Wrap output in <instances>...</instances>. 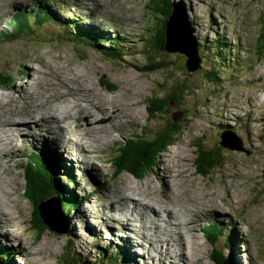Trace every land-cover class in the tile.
Returning a JSON list of instances; mask_svg holds the SVG:
<instances>
[{
    "label": "rangeland",
    "instance_id": "rangeland-1",
    "mask_svg": "<svg viewBox=\"0 0 264 264\" xmlns=\"http://www.w3.org/2000/svg\"><path fill=\"white\" fill-rule=\"evenodd\" d=\"M99 1L104 4L102 10L95 6L94 0H0V114L17 112L18 109L13 106L20 105L22 100L15 89L27 95L32 92L36 98L43 100L47 94L55 97V89L63 91L66 87L75 88L74 83H79L92 88L93 97L98 100V105L91 102L88 107H82L80 99V108L95 111L97 115L93 119L101 116L96 123H91V115L80 117L76 113L66 119L65 124H61V131L44 134L38 140L30 136L26 128L22 130L20 137L27 138L28 142L18 140L21 153L9 163L15 179L8 180L12 182L9 188L13 186L16 191H13L16 203H10L9 206H14L15 210L8 215L4 213V220L2 217L0 219V260L3 264H78V261L88 262L92 257L100 258V252L109 246L108 254L121 253L118 264H177L173 246L170 248L171 256L165 257L166 262L161 260L163 254L159 253L164 252L165 244H162L161 236L149 224L144 231L157 249L153 253L147 248L148 242H142L131 230L109 234L106 208L99 210L103 212L101 218L92 215L91 205L95 208L106 207L112 200H119L129 194L147 198L148 203H172L183 207L189 227L196 226V244L199 243L197 245L200 246L202 260L195 259L189 238L185 237L184 244H187L189 251L185 254L186 260H180L179 264H215L211 259L214 246L206 230L211 223L227 227L235 223L250 237L249 243H241V237L238 236L227 237L229 243L218 233L219 247L224 248V243L228 245L225 249L228 259L224 264H237L233 254L242 256L240 261L245 264H264V59L259 60L258 56L260 16L264 11V0H171L183 3L186 7L199 43L201 67L192 74L186 70L184 74H173L190 82L193 94V97H187L190 115L185 118L180 116L182 128L174 144L160 155L142 177L129 171H122L115 177L118 168L115 158L120 144L127 136H154L171 115L179 113V108L164 110L152 119L148 112V106L154 103L151 95L162 96L164 89L172 82L167 74L170 69L155 72L145 70L150 59L158 57V60H162L168 57L166 55L169 52L164 54L151 47L154 28L158 25L159 33L165 16L155 18V12L148 6L150 0ZM39 7L44 15L46 11L50 12L54 20L37 22V10L33 8ZM123 23L128 26L121 28ZM84 29L97 31L94 33L97 41L92 44L75 41L73 35ZM178 29L181 31L180 26ZM218 40L221 41L220 45L227 43L230 62L217 66L220 68L219 77L211 81L203 73L209 71L210 66L217 68L211 48L220 50V46L216 45ZM175 55L170 53L168 58ZM57 61L62 63L61 68L63 65L69 68L48 71L42 65L54 63L59 66ZM103 83H107L110 88L104 87ZM70 96L72 99L69 100L74 102V97ZM86 100L89 101L88 98ZM24 103L27 105L28 100ZM118 106L124 107L123 111L134 117L124 119ZM81 123L88 127L79 126ZM107 125L110 130H106ZM78 130L84 138L89 136L93 143L98 140L102 146L93 148L95 151H85L88 169L76 175L65 158L73 151L77 157L71 164H74L76 170L81 166L79 156L83 154H77V146L65 140L62 134L68 132L75 137L78 136ZM224 132L225 140L231 137L234 140L232 143H242L243 148L230 150L223 147L220 142ZM57 139L66 141V148L59 154L46 147L47 144L55 147L50 142ZM218 145L225 152L223 163L209 175L200 174L195 162L198 155L196 147L214 150ZM179 146L184 148V159L176 155ZM67 147H71V151ZM32 151L42 152L54 160V173L62 188L60 197L58 195L60 201L56 203H64L66 211L62 213L72 216L68 231L46 230L41 234L32 227L36 213L24 193V169L27 167L28 152ZM162 159L163 164L160 163ZM165 172L166 175H163ZM176 173L180 175L179 181L173 184L177 177L173 175ZM5 185L1 179V186ZM181 190L189 194L190 198L182 196ZM173 192L178 193V202L170 195ZM68 200L74 203L79 200L86 202L78 203L80 205L73 209L69 208ZM50 210H53V206ZM79 212L80 215L75 218L74 215ZM229 212L233 215H227ZM197 214H200L203 222L194 225L193 217ZM141 218L147 219V216ZM94 220L102 222L95 223ZM79 221H83L81 225ZM10 230L12 234L8 235ZM13 233L20 238L26 250L18 244L19 240ZM18 247L23 254H13ZM40 253L43 254L38 255ZM63 253H66L65 256ZM35 255L38 256L31 261ZM107 258L101 261H107ZM248 258L251 259L250 263L246 260ZM28 259L30 261L26 263Z\"/></svg>",
    "mask_w": 264,
    "mask_h": 264
},
{
    "label": "bare ground",
    "instance_id": "bare-ground-1",
    "mask_svg": "<svg viewBox=\"0 0 264 264\" xmlns=\"http://www.w3.org/2000/svg\"><path fill=\"white\" fill-rule=\"evenodd\" d=\"M176 3H177V1H176ZM94 4L97 8H99L101 10H102V8H104V4H101V2L99 0H94ZM40 9H41V7H40ZM91 14H93V13H91ZM74 18H76V16ZM20 20L22 21V19H20ZM76 21H78L79 23L82 22L81 20H76ZM37 22H38V20H37ZM8 24H10V23H8ZM38 25H39V23H38ZM125 26H128V25L126 23H123L122 25H120L121 28H124ZM17 31H19V30H17ZM72 34L73 33H71L70 35H72ZM2 35H4L6 37V35L3 34V32H2ZM102 40H104V39H102ZM118 41H121V40L118 39ZM57 64L59 66H56V64H54V63H52V64L51 63H43L42 65L46 66L47 68H45V70H48V71H56V70H60V69L69 68V66H64V65L61 68L60 67V65L62 64L61 62L57 61ZM65 67H67V68H65ZM41 69H43V68H41ZM74 84H75V88H72V87L67 88L66 87V90H63V91H61V89H55L56 90V96L55 97H49L47 94V96H44L43 100H42V98H39V99L36 98V96L32 92H30V94L27 95V94L23 93L22 91H20L19 89H15L16 91H18L20 93V95H19L20 101L22 100L25 102L28 100V104L26 105L24 102L21 101L20 105L13 106L16 109H18L17 112H14L12 114H0V219L4 215V213L9 214L11 211H13V209L15 210V208H13L14 206L13 207L9 206L10 203L15 202L14 198H13V195H14L13 194V191H14L13 186H12V188H9L10 185L12 184V182L8 181V180L13 179L15 181L13 175L11 174L12 168L9 166V163L12 160H14V158L16 156L20 155V153H21V147L18 144V140L21 139L22 142H28L27 138L20 137L22 130L24 128H26L29 135L33 136L34 139L38 140L44 134L45 135H51L53 133H56L57 130L61 131L62 130L61 124H65V120L73 117V115L75 116L76 113H79L80 117H81V115H85V114L91 115L92 116L91 123H96L98 118L101 117L100 116L98 118L93 119L95 117V115H97V113L93 110L85 111L84 109H86V108H80L81 106L79 105L81 100H82V103H81L82 107H88L91 102L95 103V105H98V100L95 97H93L95 95H94L92 88H90L89 86L84 85V84H79V83H74ZM35 85H37V83ZM59 88H61V87H59ZM69 95H72L74 97V99H75L74 102L69 100V99H72L71 96L68 97ZM82 98H84V99H82ZM86 98H88L89 101H87ZM3 106L1 107V112L4 111ZM118 107L121 109L119 112H122L124 119H129V118L132 119L134 117L132 114H128L127 112L123 111L125 109L124 107H121V106H118ZM75 108H78V109L74 110ZM115 109H116V107H115ZM93 125H97V124H93ZM79 126L84 127V126H86V124L81 123ZM82 127H79V129H82ZM86 127H88V126H86ZM114 127H116V126H114ZM106 130H110L108 128V125L106 127ZM62 136L64 137L65 140H68L77 146V154H80V153L83 154V155L79 156V161H81V164H80L81 166L75 170L73 168L74 164H71V163H74L75 157H77V156L73 155V151L70 150L71 147H67V149L69 151H71V154L66 156L65 162L68 163L69 165H71V167L74 170V172L76 173V175H78L80 172L85 173L86 170L88 169V167L85 164V161H86L85 151L87 149H91V150L95 151V149H93V148H100L102 146V144L98 140H96V142L93 143L92 139L87 135H86L87 139L84 138V136L82 134H79V130H78V136H75L76 138L68 132H63ZM228 139L229 140H225V135H224L225 141H227V142H233L234 141L231 137ZM65 140L60 141L57 139L56 141L50 142V143H52V145H54L56 147V148L54 147L55 148L54 149L53 146H51V151H54L55 153L59 154L60 151H62L65 147V142H66ZM82 143L87 145L89 148L84 147L82 145ZM60 146H62V147L60 148ZM176 151H177L176 155L181 156V159L185 158L183 155L184 148L182 146H179ZM163 160L164 159H162L160 161L161 164H163ZM164 164H165V162H164ZM166 168H167V166H165V169ZM163 175H166V172ZM174 176H177V177L174 179L173 184L175 183L176 180L179 179L180 175L176 173L173 175V177ZM1 179L4 180V182L6 183V185L4 187L1 186ZM118 190L120 191L121 188ZM15 192L16 191H14V193ZM180 193L182 194V196H185L187 199L190 198L189 194H187L186 192L181 190ZM177 194L178 193H175V192L170 194L175 199L176 202H178L180 200V198ZM14 197L17 198L16 195ZM159 200H163V199L159 198ZM58 201H60V199L57 198L56 202H58ZM234 201L237 203L236 199H234ZM58 204L61 208V211H65L62 203H58ZM109 204L110 205H108L106 207H100V208H95L94 205L90 206V211L93 212L92 215H94L95 217H98V218H101L100 216H103V212L102 211L99 212V210L102 208H106L107 216H105V218L107 219L106 223H108L107 229H108L109 234H111V235L118 234L120 232V230H131L138 239H141L142 242H144V241L148 242L147 248L153 253V251H155L157 249L154 245L151 244L149 237L145 234L146 232L144 231V229L146 228L145 226L149 224L150 226H152L153 228L156 229V232L161 236L162 244H165L164 252L159 253L160 255L163 254L160 257L162 261L166 260L165 259L166 256H168V255L171 256V252H170L171 246H173L174 251H176L173 256L175 258H177V264H179L180 260H186L185 254H186V252L189 251V248H188L187 244H184L185 243L184 242L185 237L189 238V243L191 244V247L193 249V256L195 257V259L202 260L200 246L197 245L199 243L196 244V238L197 237H196V232H194L196 226H195V228L191 227V226L189 227L188 223L186 222V220L184 218V216H185L184 215V209L181 205L175 206L172 203L169 205H165V203H161V202L148 203L147 198H144V197L140 198V196H136V195L130 196L129 194L125 195L124 197L120 198L119 200L114 199ZM213 210H217V209H213ZM195 211H197V210H195ZM230 214L233 215L231 212H229V214H227V215H230ZM79 215H80V212L74 216H75V218H78ZM141 216H147V219H142ZM2 220H4L3 217H2ZM193 220H194V225L197 222L202 221L200 218V214L195 215L193 217ZM234 221H236V220H234ZM81 222H83V221H81ZM81 222L79 221L78 224L81 225ZM93 222L97 223V222H102V221H95L94 220ZM137 222H139L140 224H138ZM63 223H64V221H63ZM109 225H110V227H109ZM216 226L221 229L222 233H219L217 228L215 227V230L219 233V235L222 238L224 237L223 239L225 240V242L227 241V242L231 243L227 237L233 238L235 236H238V237H241V240H240L241 243H243V242L249 243V238H250V237L248 238L249 234L246 235L244 232H242L241 231L242 228H240V226H236L235 223L230 224L229 227H227L226 225H223V224H219V223H217ZM8 232H9L8 235L12 234L11 230ZM123 233L126 234V232H123ZM128 233H129V231H128ZM13 234H14L15 238H17L19 240L18 244H20V246L22 247V242H21L20 238L17 237L15 235V233H13ZM5 235H6V233H5ZM129 235H130V233H129ZM219 239H220V237H219ZM155 245H157V244H155ZM152 246H154V248H152ZM231 246H232V244H231ZM22 248L26 250V248H24V247H22ZM126 248H128V247H126ZM139 248H143V247L139 246ZM48 250L53 252L52 249H48ZM149 250H147L146 252L148 253ZM16 252H18V255L23 254V251L20 248L19 249L15 248V251L13 252V254H17ZM42 254L43 253H40L38 255H42ZM187 254L189 255V253H187ZM38 255L33 256V258H31V261L33 259H36V256H38ZM233 256H234L235 263L245 264L244 261H242V262L240 261V258H242V256H239L236 254H233ZM250 258L246 259L248 261V263H250L249 260L251 261V259H252V258L251 259ZM189 260H191V257H189ZM29 261L30 260L28 259L26 261V263H29ZM202 263L200 262L199 264H202ZM32 264H34V262ZM36 264H41V263L38 262Z\"/></svg>",
    "mask_w": 264,
    "mask_h": 264
},
{
    "label": "trees",
    "instance_id": "trees-1",
    "mask_svg": "<svg viewBox=\"0 0 264 264\" xmlns=\"http://www.w3.org/2000/svg\"><path fill=\"white\" fill-rule=\"evenodd\" d=\"M149 8L155 12V18H159V16L164 15L165 19L161 25V29L158 33L157 28L158 25L154 28V37H152V46L155 47L158 51L166 54L169 57L170 51L166 49L167 47V19L173 15L175 12V7L171 0H150ZM33 10H37V19L40 22H52L54 20L53 15L46 11V15H44L40 7L38 9L33 8ZM260 32L258 43L260 48L258 47V56L259 60L264 59V11L260 16ZM191 27L194 28L193 23L190 21ZM57 25H60L57 23ZM85 31V32H84ZM78 33V34H77ZM76 34H74V40L77 42H81L84 44H92L97 41V38L94 36V31L89 30H80ZM195 34V29H194ZM156 38V36H158ZM156 38V39H155ZM155 39V40H154ZM151 40V39H150ZM221 41H218L216 44L220 46V49L224 51L223 55H220V50L212 49V54L219 56V65L216 64V67L222 65L223 62H228L227 59V51L226 44L220 45ZM261 45L263 49L261 48ZM150 46V44H149ZM209 50V49H208ZM151 53V48L148 50ZM175 56L173 58L164 57L162 60H158V57L155 59H150L149 66L145 68L148 72H155L158 70H168L167 74L170 76L171 83H169L168 87L164 89L163 95L155 94L151 95V99L154 101L152 106H148V112L151 118H154L155 114L163 113L164 110H176L179 108V113L171 115L165 125L155 132L154 136H134L129 135L127 139L120 144L118 149V155L115 158V163L117 164V169L115 172V177H117L122 171H129L130 173L142 177L145 175L147 170L152 167L160 157V155L172 144H174L177 136L180 133L182 128V123L179 120L182 115L183 118L189 116L190 113L188 111V96L193 97L191 92L190 82L188 80H184L175 77L173 74L181 73L184 74L185 70L188 71L185 56L186 54L181 50L175 52ZM182 56V57H179ZM187 58V57H186ZM185 61V64H184ZM230 62V60H229ZM238 63V61H236ZM233 66H235V64ZM215 68L214 66H210L209 71H205L203 75L206 78L214 81L219 77L220 68ZM189 72V71H188ZM194 73V72H189ZM193 77V75H190ZM103 86L106 88H110L107 83H103ZM182 108V109H181ZM181 109V110H180ZM182 118V117H181ZM175 119H177L175 121ZM221 144V143H220ZM196 153L198 154L195 158L196 167L200 174L206 176L211 173L213 169L220 166L222 162V158L225 155V152L221 150V146L214 150H209L207 148H203L201 146L196 147ZM27 167L24 169L25 171V181L26 185L24 187V193L26 194L29 202L33 205L35 210V218L32 221V227L37 229L38 233L43 234L46 230H49L48 226L45 224V219L42 214H40L38 210V205L42 203V201L51 198L56 195V197H60V192L62 188L58 184L56 180V176L54 173V160L51 157L44 156L41 152H33L29 155V159L26 161ZM50 168V169H49ZM53 189V190H52ZM70 200V199H69ZM68 200L69 208H73L74 206L78 207L82 200L75 202L74 204H70ZM64 210L66 211L65 204L62 203ZM68 216V214H66ZM69 217V216H68ZM70 218V217H69ZM217 223H211L207 228V237L209 241L213 243L212 248V260L215 264H224L225 260L228 259V255L225 254V249L227 243H224L225 247H219L218 240V232L222 233L221 229L216 227ZM217 228L218 232L215 230ZM110 250L109 246H105L103 252H100L101 257H92L88 262L78 261V264H104L106 262L112 264H118L121 259V253L114 252L108 254L107 252ZM66 253H63L65 256ZM105 257L107 261H101ZM129 261V260H128Z\"/></svg>",
    "mask_w": 264,
    "mask_h": 264
},
{
    "label": "water",
    "instance_id": "water-1",
    "mask_svg": "<svg viewBox=\"0 0 264 264\" xmlns=\"http://www.w3.org/2000/svg\"><path fill=\"white\" fill-rule=\"evenodd\" d=\"M175 12L167 19V47L166 49L171 53L182 51L186 54L187 68L189 72H196L201 67V56L199 50V43L194 35V29L188 22L187 10L183 3L173 2ZM180 5V6H179ZM177 7V8H176ZM180 26L181 31L178 27ZM181 36V37H180ZM178 38L180 41L178 42ZM180 43V44H179ZM177 119H175L176 121ZM224 133H222L221 145L232 150H240L243 148L242 143L236 144L224 140ZM240 140V138H239ZM53 206V210L50 207ZM41 214L45 222L50 225L52 229L58 231H67L65 217H62L60 206L55 200H50L42 203L40 206ZM64 221V223H63ZM2 264V263H0Z\"/></svg>",
    "mask_w": 264,
    "mask_h": 264
},
{
    "label": "clouds",
    "instance_id": "clouds-1",
    "mask_svg": "<svg viewBox=\"0 0 264 264\" xmlns=\"http://www.w3.org/2000/svg\"><path fill=\"white\" fill-rule=\"evenodd\" d=\"M180 6V5H179ZM184 6V5H183ZM177 8V7H176ZM189 20V19H188ZM188 22H190V21H188ZM190 25H191V23H190ZM194 29V28H193ZM195 35V34H194ZM196 37V36H195ZM197 39V38H196ZM187 57V56H186ZM199 70V69H198ZM228 130V129H227ZM42 205V203H40L39 205H38V210H39V212H40V214H41V209H40V206ZM32 224V223H31ZM45 224L48 226V228H49V230L50 231H53V230H55V229H52L51 227H50V225L49 224H47L46 222H45ZM55 231H58V230H55ZM0 263H2V261L0 260ZM3 264V263H2Z\"/></svg>",
    "mask_w": 264,
    "mask_h": 264
},
{
    "label": "flooded vegetation",
    "instance_id": "flooded-vegetation-1",
    "mask_svg": "<svg viewBox=\"0 0 264 264\" xmlns=\"http://www.w3.org/2000/svg\"><path fill=\"white\" fill-rule=\"evenodd\" d=\"M186 60H187V58H186Z\"/></svg>",
    "mask_w": 264,
    "mask_h": 264
}]
</instances>
